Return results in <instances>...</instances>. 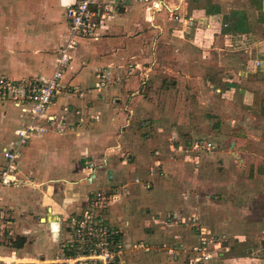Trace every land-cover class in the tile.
<instances>
[{
	"label": "crops",
	"instance_id": "crops-1",
	"mask_svg": "<svg viewBox=\"0 0 264 264\" xmlns=\"http://www.w3.org/2000/svg\"><path fill=\"white\" fill-rule=\"evenodd\" d=\"M74 1L47 0V10L51 5L55 10L39 16L45 17V36L25 44L18 37L19 23L15 25L14 20L12 33L7 28L5 35H1L4 11L0 0V78L19 83L42 81L52 74L55 51L65 45L69 32L64 12ZM174 9L178 20L169 15ZM263 30L264 0H162L159 5L156 1L146 5L136 2L125 11L110 14L103 20L98 40L79 39L62 80L71 94H62L49 107L47 115L52 120L42 121L46 131L34 134L20 149L15 173L18 184L2 191L0 264H61V244L69 236L67 220L86 209L94 192L137 176L143 182L133 181L132 187L136 196L140 195L142 206L163 209L154 215L153 223L171 217L172 225L167 229L152 225V231L159 227L164 232L157 236L149 231V222L143 230H137L127 221L133 209L124 204L110 209L111 217L116 218L113 221L119 229L118 238L129 249L133 241L147 247L157 243L147 253L163 254L170 259L171 248L162 250L159 243L167 246L164 239L168 242L169 238L173 243L183 242L185 237L177 232L176 225L182 215L179 210L193 209L190 218L195 219L206 206L202 197L201 204L196 205L197 197L188 199L186 193L179 192L176 180L178 185L185 181L181 185L188 189L203 185L205 171L214 168L204 170L201 166L200 170L201 156L215 149L210 138H186L187 143H181L178 133L183 125L175 124L173 119L164 121L162 117L148 115L156 100L161 107L158 113L181 114L184 109L180 93L161 91L157 97L149 90L156 74L166 68L164 59L171 54L172 66L176 69L181 61L193 65L195 54L205 63L217 52L214 54L218 55L215 58L218 77L229 85H224L223 90L216 87L215 92L221 94V100L226 98L225 94L235 95L236 101L230 105L241 116L227 153L223 149L216 154L220 156L225 177L230 175L228 168L233 160L236 173L246 172L247 178H264V165L260 166L264 164V154L258 153L264 141L255 132L264 126V36L260 38ZM33 35L37 36L35 31ZM236 52L249 57L233 55ZM171 71L175 78H181L177 71ZM74 88L83 97L73 94ZM89 90L92 92L88 93ZM1 109L5 112H0V130L8 129L9 123H13L14 129L12 133L0 131V165L2 150L16 145L15 132L26 123V118L12 103L0 105ZM139 113L147 117L139 118ZM249 119L256 126L251 130ZM226 125H214L211 134L215 140H228L225 136L233 126ZM201 140L213 148L197 152L195 145ZM250 159L255 165H246ZM182 162L189 164L192 175L184 173ZM122 188L128 193L127 184ZM196 191L201 194L193 190ZM219 205H211L214 215L220 214ZM221 206L228 215L230 207L224 203ZM181 218L180 222L185 220L184 216ZM185 231L190 242L189 229ZM160 250L167 252H156ZM156 258L159 260L147 264H159L158 261L164 264L160 257Z\"/></svg>",
	"mask_w": 264,
	"mask_h": 264
},
{
	"label": "rangeland",
	"instance_id": "rangeland-1",
	"mask_svg": "<svg viewBox=\"0 0 264 264\" xmlns=\"http://www.w3.org/2000/svg\"><path fill=\"white\" fill-rule=\"evenodd\" d=\"M2 1V10L4 11L2 14L4 16L1 19V23L3 22L2 27H4V33L3 31L1 33L2 36L5 35V29L7 28L8 32L12 33V20H14L15 25L19 23V27H17L16 29L20 34L18 37L22 41V43L26 44L29 40L32 43L33 40H37L45 36V32L47 30V28L43 27V25H46L45 17L39 16H47V14H50L51 11L54 12L55 10V7L53 5H51V11L47 10L45 6L47 0ZM59 11L56 12L58 13V21L59 17L61 16V10ZM29 13H32L30 14L31 17H28ZM15 18H18V20L20 21H17V19ZM34 31L37 36L33 35ZM260 34V38H263L264 33L260 31ZM249 52H251V50ZM214 53L217 52H213L212 55L215 56L207 58L205 63H203V61L199 59V54H195L193 65L188 66L187 62L181 61L180 65H178L176 69L172 66V54L168 55V57L164 59L166 68L162 70V73L159 72L156 74V76L151 81V86L149 87V90L152 91L154 96L156 95L157 97L159 95V92L161 93V91L173 90L172 92L180 93V104L184 106V109L182 111L184 113H158L156 111L160 110L161 107L160 102L158 103L156 100L155 104H151V109L148 115H151L152 117H162L164 121L173 119L175 124L183 125L182 131L178 133L179 139H181V143L183 144L187 143L186 141L189 139L199 137L210 138L215 143V149L212 150L211 153L201 156V165L199 167L202 166L204 170L208 169V167L214 168L212 169V171L211 169L205 171L206 174L203 177L206 178L205 180H202L204 184L199 186L196 185L195 189L182 187V185L186 183L185 181L179 182L178 185V180H176L175 184L177 187L179 186V192L181 191L183 193H186L188 199L189 196L192 199L197 197L195 200L196 205L201 204V200L199 198L202 197L203 202H205L206 204V206L204 207L205 210L202 211V213L200 214L201 216L198 213L196 214V218H199V220L196 218L193 219L192 217L190 218V212L193 209L179 210L182 215H180L179 221L176 225H178L177 232H179L180 235L183 234V237H185L183 242L173 243V241H170L171 239L169 238L168 242L166 239H164V244H167V246H162V244L159 243L162 250L171 248L168 251L171 260L168 259V257L165 258L164 256H162L163 254L149 255L147 251L146 253L144 252V249L146 248H139V242L133 241L132 243L130 242L131 249H129V247L127 246L124 247V244H122L123 252L121 260L123 264H147L155 259H158L156 257H160L163 260L164 264H175L173 262H176V264H189L190 260H194L196 258H201L202 264H264V178H253V176L247 178L246 172L239 171L238 173H236L234 171L233 160H230L232 163L228 168L230 171V175L225 177L224 169L222 168V164L219 162L220 156L216 154L223 149L226 150L227 153V149L229 147L228 143L235 138L236 127L239 125L238 118L239 116H241V114L237 113L235 107L230 105L231 103L234 104V102L236 101L235 95L233 96V94H225L226 98L221 100V94L217 95V93L215 92L216 87L223 90L225 86L229 84H226L227 82H222L221 77H218V64L215 63V58H218V55ZM237 54H242L249 57V54H245L242 52H236V54L233 55ZM174 65H176V63H174ZM171 70L177 71L181 76V78L176 77L179 83H177V80ZM220 74H222L221 71ZM156 80H158L157 84ZM161 83H163L162 86ZM153 98L154 97L151 98L152 101ZM232 98L234 99L232 100ZM6 104L10 103H0V105ZM0 112L3 113L5 112V110L1 109ZM138 116L142 119L147 117V115L140 113L138 114ZM246 117L249 116L247 115ZM246 117L244 116V120L246 119ZM1 118L2 120L4 119L3 117ZM249 120L251 130L256 126L253 124L251 119ZM225 123L227 124L226 126H233V128L229 127L231 131H227V136H225V138H228V140L223 141L220 138L215 140L211 134L214 125H225ZM9 125L10 126H8V129L5 128L4 130L3 128V130L0 131L12 133L14 125L13 123H9ZM5 127H7V125H5ZM255 132L258 133V139L260 138L261 141H264V126L262 128H257ZM251 149L252 148H250V150ZM258 153L260 155L264 154V143L261 144V148ZM227 157L230 159L229 155ZM248 161L246 165H252L253 162L250 163L252 159ZM256 163L259 164L260 162ZM253 165L255 164L253 163ZM262 165L264 164H260V166ZM202 167L200 168V170H202ZM181 168L186 175L190 176L194 173L187 163L185 164L184 162H182ZM137 177H132L131 179L124 180L120 185L115 184L116 186H106L101 188L103 189L101 191L105 192L107 196L120 195L118 199L110 200V206H108L107 208L106 217L109 222L111 221L110 224H113L112 227L114 229H118L117 227H115L116 224H114L113 221V219L116 218H112L113 216L111 217L112 211H110V209L113 207L115 208L116 206L119 207L121 205L128 204L130 207H132L133 210H131L130 215H127V221L131 222V224L140 231L143 230L144 225L148 224L147 222H149V231L154 232V236L160 235L164 232L159 229V227H165V229H167L168 226L172 225V221H170L171 217H168L167 219L164 218L158 221V224L153 223V220H155L154 215L158 211H163V209H153L149 207L148 209H145L144 206H142L141 197H139L140 195L136 196V192L133 191L132 187V182ZM188 182L189 181L187 179V183ZM124 184H127V189H129L127 192H133L134 195H129L128 193L124 192L122 188ZM207 188L210 191H204ZM225 189H228V192ZM188 190H190V195L188 194ZM193 190H198V192H200L201 194H198L197 191L193 192ZM90 197L91 195L88 196V199ZM217 202H222L226 204L227 207H230L233 210L230 208L227 209V215V211L225 209H220V207H223L221 206L222 203ZM213 204H220L218 206V212L220 213L219 215H214L213 210L210 208ZM84 209H82L79 213L74 214V216L72 217L76 219L80 215V213L84 211ZM182 216H184L185 218V220H182L184 221V223L182 221L180 222ZM188 218H190V220H188ZM201 219H203L204 221H202ZM226 221L231 222H228L229 224H227ZM68 225L69 224L67 222L66 229ZM152 225H159V227H154L152 231ZM187 228L189 229L188 235H190V242L186 240L187 234L185 229ZM202 233H206L204 234L205 236L202 235ZM159 237L161 238L162 236ZM202 237L207 239L206 244L204 245L208 250L206 253H211L209 259L207 260H204L202 258V254H200V252H196V248L199 247ZM124 240L127 239L125 238ZM214 244H221V246L220 248L215 250L213 247ZM143 245L146 246V244ZM156 246L157 243L153 242L148 248H154ZM156 252L166 253L167 251L160 250ZM158 263L160 264V261H158Z\"/></svg>",
	"mask_w": 264,
	"mask_h": 264
},
{
	"label": "built area",
	"instance_id": "built-area-1",
	"mask_svg": "<svg viewBox=\"0 0 264 264\" xmlns=\"http://www.w3.org/2000/svg\"><path fill=\"white\" fill-rule=\"evenodd\" d=\"M155 1L159 5L162 0H75L66 7L64 12V17L69 24V32L65 45L55 51L52 74L42 81L22 80L19 83L0 78V103H12L26 118L24 127L15 132L16 145L3 149L1 152L0 203L2 191L18 184L15 173L21 154L20 149L34 134L46 131L42 121L52 120V117L47 115V111L55 100L62 94H71V90L65 89L62 85V80L70 67L72 52L77 48L78 40H98L99 30L106 16L125 11L136 2L146 5L155 3ZM169 12L171 18L179 19V16L175 14L176 9ZM91 92V90L88 91V93ZM72 93L83 97V93L77 88L72 89ZM212 148V144L203 140L197 141L195 145L197 152L209 151ZM142 182L139 177L134 179L135 184ZM116 198V195L107 196L103 191H96L92 194L86 209L76 219H68L69 236L61 244V264H123L121 260L122 241L118 238L119 231L112 227L106 217L110 200ZM204 234L206 233H202ZM206 241L207 239L202 237L199 247L196 248V252H200L204 260L209 259L211 254L206 253L208 251L204 246ZM220 246L221 244L213 245L215 250ZM138 247L146 248L144 252L150 251V248L143 244H139ZM189 264H202V259L190 260Z\"/></svg>",
	"mask_w": 264,
	"mask_h": 264
}]
</instances>
